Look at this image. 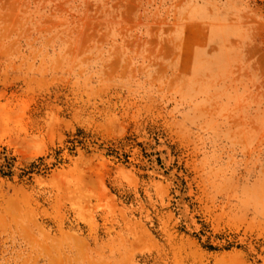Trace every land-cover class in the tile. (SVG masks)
<instances>
[{"label":"rangeland","instance_id":"obj_1","mask_svg":"<svg viewBox=\"0 0 264 264\" xmlns=\"http://www.w3.org/2000/svg\"><path fill=\"white\" fill-rule=\"evenodd\" d=\"M0 264H264V0H0Z\"/></svg>","mask_w":264,"mask_h":264}]
</instances>
